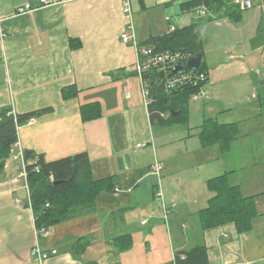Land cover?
Returning <instances> with one entry per match:
<instances>
[{
    "label": "crops",
    "instance_id": "1",
    "mask_svg": "<svg viewBox=\"0 0 264 264\" xmlns=\"http://www.w3.org/2000/svg\"><path fill=\"white\" fill-rule=\"evenodd\" d=\"M124 1L48 0L49 4L42 5L40 0H0V110L11 107L16 113H26L53 108L18 128L22 149L43 154L46 161L88 152L94 178L119 175L121 181L119 192L98 196L94 210H80L74 218L47 229L48 235L42 236L40 243L50 257L43 264H147L143 262L147 256L155 257V264H175L176 252L199 245L207 247L209 264H264V140L257 139V131L264 133V109L261 100L254 103L250 99H238L232 107L234 84L241 76L253 81L255 88L264 89V79L256 78L251 67L261 61L264 65L263 2L250 0L240 23L217 15L204 19L210 97L195 100L202 101L204 109L199 126L208 118L235 123L238 136L226 154L219 145L205 147L201 140L199 147L187 148L186 154L192 152L196 160L197 172L189 174L186 184L187 180L176 179V171L155 144L145 105L139 109L144 110L150 139L141 148L140 143L131 144L129 123L139 118L141 111L131 113L132 106L127 103L136 99L139 105L144 103L137 93L127 99L125 84L121 92L116 83L129 77L127 70L134 63L133 48L120 37L130 20L123 10ZM130 1L136 34L143 43L172 27L183 28L198 17L181 10L180 4L188 0ZM27 3L35 10L17 13ZM72 39L81 46L73 47ZM246 39L252 46L241 56L242 65L233 64V54L215 60L205 53L210 46L245 50ZM239 66L242 71L234 74ZM70 85L79 93L65 100L62 89ZM255 93L253 98L258 97ZM93 102L101 103L104 114L84 122L81 107ZM156 160L163 167L159 184L165 203L176 204L168 223L155 194L158 178L151 166ZM20 167V162L8 159L0 169V264H40L30 255L39 230L30 195L23 183L12 181ZM148 167L140 175L139 170ZM227 172L231 184L240 186L245 196L254 197L257 213L249 232L240 233L234 223L208 230L200 224L199 212L215 195L208 180ZM124 234L133 237L128 249L115 244V238ZM80 237L89 241L83 253L75 248Z\"/></svg>",
    "mask_w": 264,
    "mask_h": 264
},
{
    "label": "trees",
    "instance_id": "2",
    "mask_svg": "<svg viewBox=\"0 0 264 264\" xmlns=\"http://www.w3.org/2000/svg\"><path fill=\"white\" fill-rule=\"evenodd\" d=\"M261 1L264 4V0ZM180 8L183 12L198 14V17L183 28L175 27L174 30H169L163 35L151 37L146 44L153 45L158 50L179 51L189 58H194L199 53H204L205 44L202 32L204 19L212 20L214 15H217L225 16L234 23H240L244 19L245 12L236 0H188L182 2ZM201 11L205 12L204 16L201 15ZM72 46L78 47L81 43L72 39ZM201 73H205L207 77L203 81L198 78L199 74L196 76L192 74L191 82L169 90L164 86L162 75L155 73L154 78L158 82L154 84L151 102L148 106L152 125L187 121L189 101L209 81V71L204 57ZM128 75L133 74L127 73ZM196 78L198 80H195ZM78 93L79 90L75 85L62 89L65 100L76 97ZM261 104L264 109V98ZM52 110V107H48L26 113L14 112L15 114L12 113L11 107L0 110V169L5 167L14 145L19 141L18 128ZM172 110H179L180 115L172 116ZM81 113L84 122L99 119L104 114L100 102L82 105ZM163 115L167 117L164 118ZM200 129L199 137L202 145L205 147L219 145L224 154L230 151L238 136L237 124H222L214 118L205 119ZM24 154L28 172L29 205L34 213L36 228L39 230L42 228L47 230L51 226L68 221L74 218L80 210L92 211L95 209L100 194L115 193L121 190L119 175L94 178L88 152H80L53 161H46L43 154H36L33 150L24 151ZM149 169L150 167L139 170L140 175L145 174ZM229 174L227 172L207 182L208 188L215 195L210 199L209 206L199 212L203 230L228 223H234L240 233H246L252 229V221L257 213L254 197L245 196L240 186L231 184ZM57 182L59 184H56ZM88 244L86 237H80L75 242L76 251L83 253ZM115 244L121 249H128L133 245V237L130 234L117 236ZM175 264H209L208 249L205 245H199L176 252Z\"/></svg>",
    "mask_w": 264,
    "mask_h": 264
},
{
    "label": "rangeland",
    "instance_id": "3",
    "mask_svg": "<svg viewBox=\"0 0 264 264\" xmlns=\"http://www.w3.org/2000/svg\"><path fill=\"white\" fill-rule=\"evenodd\" d=\"M134 16L137 20V14L136 13ZM202 16H204V15H202ZM134 25H135V20H134ZM135 29H136V27H135ZM251 43H252V41L250 39L245 40V44H244L245 50H240V49L231 50V49H227L224 47H216V46H215V48H212V46H210V47L206 48L205 53L208 55V57H211L215 60H221V59L226 60L230 57V54H233L236 57L234 60H232L233 64H238V65L241 64L242 65L243 59L241 58V56L242 55L244 56V52L246 53L249 49H251V46H252ZM204 51H205V49H204ZM251 67L253 69L252 73L256 78H263L264 79V65H263L262 61L260 62L259 65L251 66ZM241 71H242V67L239 66V68H237L235 70V72H233V73L235 74L236 72L239 73ZM128 76L129 77H127V79L125 77V78L117 81L116 82V83H118L117 86H119L118 88H120L119 90L122 92L124 89L123 88L124 84H125V86L136 97V93L140 94L139 79L135 75H128ZM246 78L250 79V77H246ZM237 80H238V82L234 84V85H236V89L232 91L233 97L236 99V100H234V98L232 97V99H233L232 100V103H233L232 107H234V105L237 104L238 99H242V100H244V102H246L248 99H250L251 101H254V103H258L260 100L262 101V99L264 98V89L262 87H261V89L255 88L253 85V81L251 83V81L250 82L247 81L245 79V77H242V76ZM204 90L208 91L206 88V85L204 87ZM253 91H255V92L257 91V93H255L256 95H258L257 98L252 97ZM208 93H209V91H208ZM141 100L143 101V99H141ZM127 104L132 106L131 113L136 112L138 110L141 111V109H139V107L145 108L144 107L145 104L139 105V100H137V99L133 100L131 102H128ZM134 104L135 105L138 104V106L137 105L133 106ZM198 106H200L201 108L200 109L197 108ZM202 107H203L202 101H195V99L192 98L189 101L190 113H189L187 121L178 122V123H174V124H155V125H152V130L156 134V141L157 142H155V144L159 147L161 154L166 156V158L168 159V161L171 165V168L176 171V173H175L176 179L183 178L186 181L189 178V174H196V172H197V168L194 165L196 160L194 158L192 159V157H193L192 152H190L189 155L186 154V152H187L186 149L190 148V150H191V149H195V146H197V147L200 146V137H199L200 136L199 135L200 134V126L199 125L201 124L202 119L204 118V114H203L204 109H202ZM134 108H136V109L134 110ZM130 110H131V107H129V112H126L125 116H127V117L131 116ZM144 115L145 114H144V110H143V112L141 111V116L139 118H136L132 122V124L129 123L128 132L130 134V141H131V144L133 143L135 146L138 143L145 144V143H147V139H150V129H149L147 123H145V121H144V120H147L146 116H145V118H143ZM161 131H163V134L161 135V137L159 139V138H157V134H159V132H161ZM183 137H186V138H183ZM257 139H258V142L262 139L264 140V133H262V131H260V132L257 131ZM148 148H152V146L149 145ZM140 150H142V149H140ZM190 150H188V151H190ZM262 151H264V147L261 148V152ZM180 152H182V155H179ZM135 154L137 155V154H141V153L136 152ZM201 156H203V155H201ZM200 159H201V157H200ZM162 171H161V175L164 174V172H162ZM189 182L190 181L187 180L186 184H188ZM163 227H164V225H163ZM164 230L166 231V227L164 228ZM166 234H167V231H166ZM155 261H156L155 257L147 256L146 261H143V262H147V264H155Z\"/></svg>",
    "mask_w": 264,
    "mask_h": 264
},
{
    "label": "built area",
    "instance_id": "4",
    "mask_svg": "<svg viewBox=\"0 0 264 264\" xmlns=\"http://www.w3.org/2000/svg\"><path fill=\"white\" fill-rule=\"evenodd\" d=\"M40 2L42 5L49 4L48 0H40ZM236 2L240 3L242 6L244 4V0H236ZM33 10H35V8L30 3H27L26 5L19 7L17 9V13L25 14L28 12H32ZM123 10L125 14L130 16V20L128 28L121 33V41L124 44L131 46L134 51V63L132 68L128 67L129 69L127 70V73H132L139 79L140 96L143 99L147 112L149 103L151 102L152 89L154 87V84L158 82V80H155L154 78L155 73H160L162 75V81L164 82L165 88H167L168 90L181 87L184 84L191 82L192 74L194 76L199 74L198 78H201V81L207 78L205 73H201V70L196 73L193 70L187 68V63L192 58H189V56H187L186 54L170 49L158 50L153 45L141 42L136 34L135 25L132 21V6L130 0L124 1ZM201 14H205V12L201 11ZM174 29L175 27H172L170 30ZM177 63H181L184 68L182 71H177L174 73L173 69L175 68ZM187 70H189L190 72H188ZM191 72L193 73L190 74ZM198 78H196L195 80H198ZM125 91L126 98L130 99L132 96V92L128 88H126ZM209 97L210 94L208 93V91L204 90V87L201 88V90L197 94L192 96V98L195 100L200 98L207 99ZM12 113L15 114L14 111ZM163 117L166 118L167 116L163 115ZM143 146V144H138V147L140 148ZM9 160L18 161L21 164L18 175L12 180L13 184L19 185L23 183L24 188L29 193L28 172L26 169L25 154L19 142L14 145ZM162 169V164L158 160H156L155 163L151 166L152 173L158 178V187L155 192L156 198L161 202L163 217L168 223L170 221L169 219L171 216V212L176 207V204L167 205L165 203L164 192L159 184ZM143 223L146 222L144 221ZM47 235L48 232L46 228H42L38 231L36 230L37 240L30 251V255L38 260L40 264H43V262L50 257V254L47 251H44L40 244L41 236Z\"/></svg>",
    "mask_w": 264,
    "mask_h": 264
},
{
    "label": "water",
    "instance_id": "5",
    "mask_svg": "<svg viewBox=\"0 0 264 264\" xmlns=\"http://www.w3.org/2000/svg\"><path fill=\"white\" fill-rule=\"evenodd\" d=\"M250 7V0H244V9H248ZM203 57H204V53L201 52L199 53L197 56H195L194 58L190 59L187 63V68L193 70L194 72L198 73L201 70V65L203 62ZM183 65L181 63H177L175 68L173 69V72H177V71H182L183 70ZM171 115L172 116H179L180 115V111H171ZM56 184H59V182H57Z\"/></svg>",
    "mask_w": 264,
    "mask_h": 264
}]
</instances>
